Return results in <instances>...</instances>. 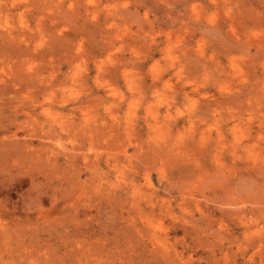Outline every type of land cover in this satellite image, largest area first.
<instances>
[{"label": "rangeland", "instance_id": "obj_1", "mask_svg": "<svg viewBox=\"0 0 264 264\" xmlns=\"http://www.w3.org/2000/svg\"><path fill=\"white\" fill-rule=\"evenodd\" d=\"M0 264H264V0H0Z\"/></svg>", "mask_w": 264, "mask_h": 264}]
</instances>
